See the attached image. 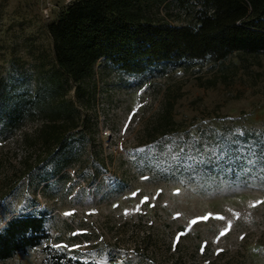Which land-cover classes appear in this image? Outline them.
Wrapping results in <instances>:
<instances>
[{
  "label": "rangeland",
  "instance_id": "1",
  "mask_svg": "<svg viewBox=\"0 0 264 264\" xmlns=\"http://www.w3.org/2000/svg\"><path fill=\"white\" fill-rule=\"evenodd\" d=\"M43 6L0 0V83L31 89L52 66L47 26L66 6L49 0L48 17ZM95 69L84 103L76 101L89 136L68 178L41 189L35 170L29 180L20 165V133L0 137V218L35 199L52 250L72 264H264V54L135 79ZM164 103L173 106L176 133L156 139L147 130ZM243 130L254 135L248 143L239 141ZM0 264L49 261L39 247Z\"/></svg>",
  "mask_w": 264,
  "mask_h": 264
},
{
  "label": "trees",
  "instance_id": "2",
  "mask_svg": "<svg viewBox=\"0 0 264 264\" xmlns=\"http://www.w3.org/2000/svg\"><path fill=\"white\" fill-rule=\"evenodd\" d=\"M174 17L189 21L177 25ZM47 29L52 66L37 72L31 89L0 83V137L20 133V165L29 180L39 176L41 189L68 178L67 171L81 160L90 125L76 101L84 103V85L97 63L101 70L135 79L167 66L222 65L233 53L264 54V0H79ZM172 108L164 103L148 135L176 133ZM31 121L36 127L23 131ZM242 132L240 142L254 138ZM36 206L34 199L21 214L0 218V263L42 247L49 264H72L66 253L52 250L47 214L34 211Z\"/></svg>",
  "mask_w": 264,
  "mask_h": 264
},
{
  "label": "built area",
  "instance_id": "3",
  "mask_svg": "<svg viewBox=\"0 0 264 264\" xmlns=\"http://www.w3.org/2000/svg\"><path fill=\"white\" fill-rule=\"evenodd\" d=\"M44 2V6L41 9V13L43 16L48 17L49 16V0H42ZM73 3L72 0H63V4L67 7Z\"/></svg>",
  "mask_w": 264,
  "mask_h": 264
},
{
  "label": "snow or ice",
  "instance_id": "4",
  "mask_svg": "<svg viewBox=\"0 0 264 264\" xmlns=\"http://www.w3.org/2000/svg\"><path fill=\"white\" fill-rule=\"evenodd\" d=\"M237 150L239 151L240 149H239V145H238V147H237ZM221 219H222V217H221ZM224 235V233H221V236H223ZM57 247H60V245H56ZM66 247V246H65Z\"/></svg>",
  "mask_w": 264,
  "mask_h": 264
}]
</instances>
